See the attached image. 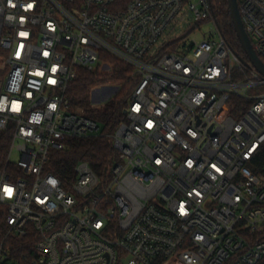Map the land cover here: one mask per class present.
Here are the masks:
<instances>
[{
  "label": "built area",
  "instance_id": "obj_1",
  "mask_svg": "<svg viewBox=\"0 0 264 264\" xmlns=\"http://www.w3.org/2000/svg\"><path fill=\"white\" fill-rule=\"evenodd\" d=\"M238 5L264 62V0ZM181 21L214 29L170 51ZM112 58L136 84L104 133L67 93ZM99 136L117 150L107 174L48 169L68 139ZM0 138V264H264V74L212 0H0Z\"/></svg>",
  "mask_w": 264,
  "mask_h": 264
},
{
  "label": "trees",
  "instance_id": "obj_2",
  "mask_svg": "<svg viewBox=\"0 0 264 264\" xmlns=\"http://www.w3.org/2000/svg\"><path fill=\"white\" fill-rule=\"evenodd\" d=\"M216 20L232 47L247 58L236 34L232 21L228 0H212ZM112 67L104 71L80 69L77 77L68 89V99L72 107H82L87 115L94 119L101 131L113 133L125 120L124 110L129 103L136 81L132 77L133 69L128 64L112 58ZM125 81L123 89L103 90L97 86H105L112 82ZM108 92V93H107ZM98 104L99 107H93ZM101 104V105H100ZM103 104V105H102ZM5 147L0 138V150ZM117 156L112 139L107 136L72 138L66 141L64 149L51 151L48 169L56 174L64 183L75 179V167L80 161H87L99 175H105ZM5 210L0 207V241L6 232ZM19 264H26L20 261Z\"/></svg>",
  "mask_w": 264,
  "mask_h": 264
},
{
  "label": "rangeland",
  "instance_id": "obj_3",
  "mask_svg": "<svg viewBox=\"0 0 264 264\" xmlns=\"http://www.w3.org/2000/svg\"><path fill=\"white\" fill-rule=\"evenodd\" d=\"M188 29V24L185 21H181L177 24V26L175 27V29L173 30L172 34L178 37H182L179 41H177L176 43L172 44L169 48L170 51H182V52H188L187 49H185L184 45H186V47L188 46V44H190L193 40L196 41H200L203 38H205L206 36L210 35L213 32L214 29V24L210 21H204L201 22L199 24H197V27L189 34H185V32ZM186 35V36H185ZM118 60V59H117ZM113 66V63H112ZM106 68L108 67H104L102 69H97L98 71H104L106 70ZM96 70V71H97ZM126 82L125 81H119V82H112L109 83L108 85L111 86L109 87V93L108 94H112L114 89L117 90L118 92H120L123 87L125 86ZM101 87V85L97 86V88ZM101 105V104H100ZM103 105V104H102ZM93 107H99L98 104H96ZM20 156L18 154L17 151H15L13 153L12 156V160L17 162L19 161Z\"/></svg>",
  "mask_w": 264,
  "mask_h": 264
},
{
  "label": "water",
  "instance_id": "obj_4",
  "mask_svg": "<svg viewBox=\"0 0 264 264\" xmlns=\"http://www.w3.org/2000/svg\"><path fill=\"white\" fill-rule=\"evenodd\" d=\"M229 2V8L230 13L232 17V21L234 24V28L236 31V34L238 36V39L240 41V44L243 47V50L249 59V61L260 71L264 74V62L259 57L257 52L255 51L252 41L244 27V23L242 20V16L240 13L238 0H228Z\"/></svg>",
  "mask_w": 264,
  "mask_h": 264
},
{
  "label": "snow or ice",
  "instance_id": "obj_5",
  "mask_svg": "<svg viewBox=\"0 0 264 264\" xmlns=\"http://www.w3.org/2000/svg\"><path fill=\"white\" fill-rule=\"evenodd\" d=\"M28 7H32V5H28ZM5 191H6L9 195H11V192H12L11 189H5Z\"/></svg>",
  "mask_w": 264,
  "mask_h": 264
}]
</instances>
